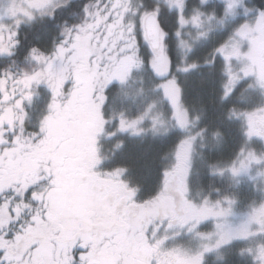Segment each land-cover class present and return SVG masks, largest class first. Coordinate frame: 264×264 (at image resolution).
<instances>
[{
	"label": "trees",
	"instance_id": "16d2710c",
	"mask_svg": "<svg viewBox=\"0 0 264 264\" xmlns=\"http://www.w3.org/2000/svg\"><path fill=\"white\" fill-rule=\"evenodd\" d=\"M133 1L146 15L157 14L170 66L168 78L177 84L181 104L197 121L201 133L205 149L192 169L195 193L199 190L213 198L217 195L212 190L227 193V180L211 170L242 157L248 146L242 114L261 104L260 97L249 95L244 79L229 98L224 96L226 63L216 51L242 20L234 21L242 10L234 11L231 18L225 0ZM131 3L73 0L52 14L22 24L15 33L13 48L7 44L11 46L9 54L0 53V215L6 217L0 222V264H77L79 248L92 244L82 223L71 224L84 219L95 226L92 222L96 218L91 222L81 218L84 211H91L86 197L92 190L82 183L75 189L68 186L67 175L63 178L59 172L62 150L73 155L80 145L81 127L89 121L86 110L106 121L111 115L120 117L126 112L129 115L123 116L136 118L152 101L160 111H170L158 87L161 80L154 73L155 60L145 41L142 22L133 16ZM173 5L182 7L183 16L196 12L236 24L215 28L195 49L185 51L179 12ZM246 5L256 16H264V0H247ZM33 59L36 62H30ZM29 65L48 73L49 80L23 84L30 77ZM120 72L125 79L118 78ZM26 93L35 95L31 105ZM47 116L51 120L43 133L38 127ZM114 121L116 124L117 119ZM55 124L61 131L65 128L66 136L76 134V143L61 141L60 131L51 133ZM180 139L179 132H173L155 137L118 136L100 142L107 144L101 169L107 173L123 170L129 185L137 191V200L149 201L159 194L165 174L170 173L167 166ZM50 144L53 149L43 151L45 155L54 152L47 163L36 151ZM38 167L44 172L37 176ZM61 188L66 204L71 202L73 207L58 201L62 194L57 190ZM253 195L241 186L245 205L256 198ZM203 264L261 262L254 253L246 255L232 249L224 258L215 262L206 258Z\"/></svg>",
	"mask_w": 264,
	"mask_h": 264
},
{
	"label": "rangeland",
	"instance_id": "374dc122",
	"mask_svg": "<svg viewBox=\"0 0 264 264\" xmlns=\"http://www.w3.org/2000/svg\"><path fill=\"white\" fill-rule=\"evenodd\" d=\"M71 1L73 0H0V53H4L5 55L9 54L11 46L13 48L14 45V42L12 41H14L15 33L22 24L32 23L39 16L41 17L43 15L52 14L54 10L67 6ZM225 2L228 8L227 13L231 18L234 17V11L239 12L242 10L241 13H238L236 19L234 18V21L238 22V19L242 20L239 22L238 27L233 29L228 41L221 45L216 51L217 55H220L226 63V72L227 74L229 73L228 82H230V80L233 82V85H229L228 83L225 85L224 96L225 98H229L235 90L233 86L238 87L239 83H242V80L238 78V73H231L234 69L240 70L239 65L241 64L242 66L240 67H242L243 70L240 74L243 76L244 80H247L248 93L249 95H253V98L261 97V104L256 107L255 111L242 114V119L246 123V136L249 144L246 149V154L242 153V158L237 161L236 168L218 166L211 171L214 172V175L220 176L224 174L227 176V172H229L231 177L235 179L233 182L237 185L240 184V186L242 184L246 189L254 190L256 192V197H260L261 200L264 196V140L259 139L257 131L259 130L258 123L264 118V16H256L250 11L246 5L247 0H238V3L235 0H225ZM131 4V12L133 16L136 15L138 20L140 19V21L143 22L146 13L139 10L140 6L135 1L132 0ZM238 4L239 9L237 10ZM172 7L178 9L179 12V25L182 31L181 45L185 51L195 49L206 35H209L210 32H214L215 28L219 29L221 26V29H224L225 27L228 28L231 23L233 25L236 24L235 22H232V20L231 22L228 21L225 23L223 19L215 18L212 15H202L196 12L189 16H183L181 6L173 5ZM7 44L11 46L8 47ZM154 60L155 65L153 68L155 76L161 80L158 87L164 96V100L169 105L170 111L168 113L160 111L159 108L157 109L155 102L152 101L153 104L151 103L149 106L147 105L146 109L143 110L145 112L136 118H129L132 115L123 116L126 114L129 115L128 112H126L120 117L111 115L110 120L106 121L89 110H86V117L89 118L88 122H93V124L90 125L86 122V125H82L81 129L83 130V133L81 136L83 137L80 140V145L75 149L73 155L68 154L66 149L62 150L64 154L61 155L59 160V163L62 166V169L59 172H61L62 177L67 175L65 180L68 186L75 189L76 186L82 183L83 186L86 187H89L90 184L93 188H98L99 186L95 180L103 179L107 176L105 171L101 169L103 166L102 163L106 161V151L104 149L107 144H100V142H109L118 136L146 137L149 135L155 137L179 132L181 140L175 148L172 161L167 166V169L186 172L183 163H192L193 160L197 162L202 159L204 154L203 149H205V147H203V143L200 141L201 133H199L196 128L197 121L192 120L189 117L190 115L187 109L181 104L180 90L177 84L174 80L168 78L170 66L165 50H163V52ZM30 62L36 61L33 59L30 60ZM29 66L30 77L24 80L25 82L23 84L37 80L43 82L49 80L48 73L46 74L42 69H36L34 65ZM48 71L50 72V70ZM119 77L125 79L124 72H120L118 78ZM32 96L35 95L26 93V100L29 105H31V99H33ZM150 97V99L153 98L151 95ZM114 119H117L116 124ZM49 120H51L49 116L45 117V119L43 117L41 120L42 125L40 124L38 129L43 131V133L48 131V128L45 125L49 123ZM107 122L109 123L107 124ZM63 126L65 128L68 127L66 123H63ZM64 127L63 132L61 131L62 129L60 130V127L55 124V126H52L50 132L54 134H57L58 131L62 132L61 141L64 143L69 141L75 142L77 135L66 136V130ZM36 136L38 138V134ZM39 136H42V134ZM46 138H43V140L46 141ZM57 142H60L59 138ZM49 143L54 142L51 141ZM46 148L51 150L53 149V145L50 144L47 147H42L38 149L36 153L42 156V159H45L48 163L51 160L50 155H54V152H48L49 155H45L44 152L47 150ZM36 169L37 176L44 172V168L42 167ZM101 170L103 172H100ZM122 171L123 170H118L114 174H123V177H125ZM85 176L88 177V179H85ZM185 177L186 175L182 176V178ZM185 180L183 181L185 182ZM54 183L58 184L55 181ZM125 187H127L125 184L123 186L121 183L118 184V188H122V191L128 198L134 199V193H136L134 189L126 188L125 190ZM62 189L63 188L57 190V192L62 194L58 201L65 202V205H69V208L73 207V205L71 206V202H69L70 204H66V200H64L66 199L65 194H63ZM196 193L197 194L193 196L194 198L192 200L195 202L196 206L199 203L204 204L205 200H212L209 198L211 197V194L209 193H203L202 191ZM205 196L206 199L203 200ZM132 202L136 201L133 200ZM199 208H208L209 214H205L207 216L206 219H210V225L213 226L215 222L212 219H216L218 214H213L211 211V209H213L212 206L209 204ZM247 209L248 208H245V205L243 204L241 208L242 213L240 214V238L241 240L248 242L243 244V247L241 246V253L246 255L254 253L257 256V260L264 264V232L262 229L264 228V223L261 219L264 216V207L254 210L251 209V214L246 213ZM110 212L111 214H114L115 208L114 211L110 208ZM82 214L84 216L81 218H89L90 222L92 218L98 220L101 219L93 215V213H88L86 211ZM200 214H204L203 211H201ZM213 215L216 216L214 217ZM5 219V216L0 215V222ZM79 222L82 221L77 219L76 221H71V224L74 226ZM96 222L97 221H94L92 223L95 224ZM252 226H255L256 228H253ZM84 230H89L88 224H86ZM167 234L168 236H165L162 243L168 241H170V243H168L169 245H177L180 243V240H175V237H172L174 234ZM161 235L164 236V232H161ZM257 236L258 238L256 239ZM195 244L196 241L194 240L184 242L182 245L180 243L176 248L177 253L181 256L195 254ZM72 247L73 246H70V248Z\"/></svg>",
	"mask_w": 264,
	"mask_h": 264
},
{
	"label": "flooded vegetation",
	"instance_id": "af4514ba",
	"mask_svg": "<svg viewBox=\"0 0 264 264\" xmlns=\"http://www.w3.org/2000/svg\"><path fill=\"white\" fill-rule=\"evenodd\" d=\"M258 124L257 135L264 140V118ZM183 165L186 172L171 170L165 175L159 194L146 202L137 200L136 193L135 198L130 199L118 188L121 183L127 186L126 190L129 184L123 174H114L116 171L105 172L106 177L95 180L98 188L89 184L92 191L86 197L87 205L90 213L101 220L96 219L94 227L89 224V230H84L92 244L85 249L79 248L77 264H203L206 258L215 262L232 248L236 249L241 243V186L228 176L227 193L212 190L217 196L209 197L212 200H205V196L204 204L196 206L192 201L197 194L192 183V163ZM183 175L186 177L182 178ZM215 176L225 178V174ZM205 204H210L213 214H218L213 215L216 216L212 219L213 226L211 220L206 219L208 208H199ZM262 207L264 200L260 204ZM110 208L113 211L115 208L114 214ZM201 211L204 214H200ZM261 219L264 223V216ZM80 223L85 229L86 221L83 219ZM99 224L102 228L97 230ZM167 233L174 234L172 237L180 240L181 245L189 240L196 241V253L179 255L176 248L180 243H162Z\"/></svg>",
	"mask_w": 264,
	"mask_h": 264
},
{
	"label": "water",
	"instance_id": "95a60500",
	"mask_svg": "<svg viewBox=\"0 0 264 264\" xmlns=\"http://www.w3.org/2000/svg\"><path fill=\"white\" fill-rule=\"evenodd\" d=\"M144 34L147 44L153 53H158L162 48V30L155 13L146 16L143 22Z\"/></svg>",
	"mask_w": 264,
	"mask_h": 264
}]
</instances>
